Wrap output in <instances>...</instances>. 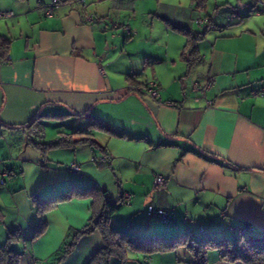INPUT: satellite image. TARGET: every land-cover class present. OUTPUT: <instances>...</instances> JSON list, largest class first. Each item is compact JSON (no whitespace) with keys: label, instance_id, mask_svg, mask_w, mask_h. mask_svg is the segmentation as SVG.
I'll list each match as a JSON object with an SVG mask.
<instances>
[{"label":"crops","instance_id":"obj_1","mask_svg":"<svg viewBox=\"0 0 264 264\" xmlns=\"http://www.w3.org/2000/svg\"><path fill=\"white\" fill-rule=\"evenodd\" d=\"M50 2L0 0V11L13 12L0 18V40L8 41L6 56H0V244L8 232L18 233L12 244L20 253L17 264H51L67 234L87 224L92 195H76L47 210L43 232L33 237L40 220L33 197L46 199L73 187L103 191L118 204L111 225L133 235L172 236L185 230L214 235L225 228L235 235L246 222L249 235L264 237V43L258 35L245 29L216 36L185 76L182 66L166 76L153 63L142 65V72L134 67L131 85L108 75L101 60L104 19L89 21V6L80 0H58L47 15L44 5ZM153 79L158 94L140 92ZM192 82L203 93L193 91ZM39 113L43 116L31 121ZM65 114L87 121L86 127L56 129L53 139L62 135L72 144L41 151L35 142L53 140H44L42 122L59 117L44 115ZM97 120L122 135L92 127L94 144L71 135ZM157 175L164 177L159 185L154 184ZM147 204L172 210L173 223L148 216ZM102 244L97 230L82 235L54 264H86ZM179 249L188 264L191 252ZM175 250H129L121 264H169L162 254ZM206 260L244 264L221 259L214 248Z\"/></svg>","mask_w":264,"mask_h":264},{"label":"rangeland","instance_id":"obj_2","mask_svg":"<svg viewBox=\"0 0 264 264\" xmlns=\"http://www.w3.org/2000/svg\"><path fill=\"white\" fill-rule=\"evenodd\" d=\"M85 3L95 19L99 17L106 23L100 34L103 40L101 53L105 54L101 60L108 75L116 74L125 81H128L132 72H136L134 67L140 69L137 72H142V65L149 63L160 67L162 76H166L168 70L185 67V76L202 61L204 47L216 36L228 32L232 35L249 29L258 35L260 43H264V14L256 13V10H261V4L254 0H86ZM229 16L232 17L230 22ZM197 19H211V22L208 20L201 24L197 23ZM114 23L119 27H113ZM123 24L128 25L133 33H125ZM208 24L210 27L207 29ZM173 25L184 26L196 38L189 41V35L174 29ZM188 41L190 45H196L197 51L183 55ZM193 57L196 59L192 60ZM165 58L171 61L165 64ZM135 59H141V62L136 63ZM149 72L150 69L145 74L150 75ZM137 76L140 74L137 73ZM176 87L180 88L179 80ZM105 112L109 116L108 120L114 119V111ZM68 114L42 122L46 131L45 141L55 137L56 129L86 127L87 121ZM162 226L166 227L164 224ZM226 232L228 228L216 231L214 235L233 237L237 234ZM183 252L179 249L164 253L162 257L169 264H183Z\"/></svg>","mask_w":264,"mask_h":264},{"label":"trees","instance_id":"obj_3","mask_svg":"<svg viewBox=\"0 0 264 264\" xmlns=\"http://www.w3.org/2000/svg\"><path fill=\"white\" fill-rule=\"evenodd\" d=\"M254 1L258 2L256 0ZM258 3L261 4V10H256V13H264V3ZM84 7H86V5ZM231 18L232 17L230 16L228 17L229 22ZM208 20L209 22H211V19ZM118 27L119 26H117V28ZM172 27L185 34H188L189 41L196 38L192 36L189 30H187L184 26L173 25ZM209 27L210 25L208 24L207 29ZM189 41L184 47V51L182 53L183 55H185L187 52L192 53L197 48L195 44L193 45V43L190 45ZM7 43L8 41L4 38L0 40V56L2 58L6 56V52L4 50L7 47ZM198 56L199 54L196 55V57ZM194 59L196 58L193 57L192 60ZM133 79L134 78L132 77V75L127 79L131 85H133V82L135 80ZM147 83L144 87H139V90H141V88L145 89L147 87ZM250 92L258 94V92L255 90H251ZM38 116L43 115H40L39 113L35 117H33L31 121L35 120ZM44 116L57 117L62 115ZM31 121L29 122L31 123ZM30 125L28 126L30 127ZM92 127L107 130L111 134L122 135V133L116 132L101 125L98 120L94 123H89L88 130L83 131L81 129H77L71 135L82 136V138H80V141H88L91 144H94L95 142L92 141L91 138H89ZM71 141V139L65 138L64 136L60 135L52 141L35 143L36 146L41 149V151H45L51 147L68 145ZM195 152L200 155H208L213 161L230 165V163L225 159H222L215 155H209L201 149H197ZM76 195H92L91 216L87 224L83 228L73 232H69L67 234L66 239L52 256L51 264L61 262L73 250L79 237L85 234H89L95 230L100 233L103 244L89 258L86 264H121V262L127 258V253L129 250L151 253L155 251L175 250L178 247H183L191 252L192 259L188 264H207L206 253L212 248L218 249L220 251L221 259L228 262L240 261L244 264H264V237L255 238L249 235L246 230H249L250 227L246 222H243L238 227L239 232L233 237L215 236L203 233L194 234L192 233V231L188 230L180 231L172 236H165L163 233H155L152 236H137L111 225L110 217L117 209L118 204L105 198L104 192L99 191V189L95 188L94 186L77 189L73 187L66 190L65 192L59 193L56 196L46 199H40L37 196L33 197V202L36 204V209L40 217L33 237H38L43 232L45 228L44 213L47 210L54 207L60 200L69 199ZM18 238L19 235L16 231L8 232L4 243L0 244V264L18 263L20 253L12 248V244Z\"/></svg>","mask_w":264,"mask_h":264},{"label":"built area","instance_id":"obj_4","mask_svg":"<svg viewBox=\"0 0 264 264\" xmlns=\"http://www.w3.org/2000/svg\"><path fill=\"white\" fill-rule=\"evenodd\" d=\"M258 2H261V3H264V1L262 0H256ZM58 2V0H51V2L47 5H44V9H45V13L47 15H51V11H52V7ZM80 3L81 5L84 7L86 4H85V1L84 0H80ZM13 15V12L12 11H0V18H3V17H11ZM88 20L91 21L93 20L92 16H89L88 17ZM122 29L125 33L127 34H131L132 31L130 29L129 26L127 25H123L122 26ZM7 60V58H6ZM213 78H210L209 81H208V84H211L213 82ZM191 89L195 92H199L200 94L203 93V90L202 88H200L196 82H192L191 83ZM158 84L156 82V80H150L148 81L147 83V87L145 88V91L155 97L157 94H158ZM141 91L143 92V89L141 88ZM254 94V92H252ZM199 97H195V100H198ZM168 104H174L172 102H168ZM70 168L74 171V173H79L80 172V167L74 163H72L70 165ZM8 171H5L4 173H7ZM9 173V172H8ZM7 173V174H8ZM164 180V177L162 175H157L154 179V184L155 185H159L163 182ZM127 197V195H126ZM128 198V197H127ZM145 213L148 215V216H156L157 218L160 219V221L166 225H171L173 223V220H174V216H173V211L172 210H168V209H164V208H161V207H156V206H153L152 204H147L146 207H145Z\"/></svg>","mask_w":264,"mask_h":264},{"label":"water","instance_id":"obj_5","mask_svg":"<svg viewBox=\"0 0 264 264\" xmlns=\"http://www.w3.org/2000/svg\"><path fill=\"white\" fill-rule=\"evenodd\" d=\"M108 46H106V48H107Z\"/></svg>","mask_w":264,"mask_h":264}]
</instances>
